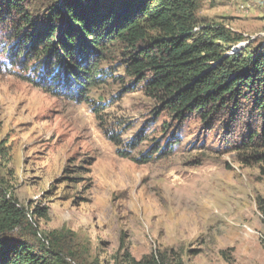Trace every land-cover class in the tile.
<instances>
[{
    "label": "rangeland",
    "instance_id": "374dc122",
    "mask_svg": "<svg viewBox=\"0 0 264 264\" xmlns=\"http://www.w3.org/2000/svg\"><path fill=\"white\" fill-rule=\"evenodd\" d=\"M18 1L15 28L18 14L0 13V188L38 237L63 231L77 254L68 264H264V161L236 150L257 126L252 103L179 119L141 83L130 88L119 44L101 82L81 88L31 60L28 37L56 0ZM198 16L243 36L228 53L264 51V0H198Z\"/></svg>",
    "mask_w": 264,
    "mask_h": 264
},
{
    "label": "trees",
    "instance_id": "16d2710c",
    "mask_svg": "<svg viewBox=\"0 0 264 264\" xmlns=\"http://www.w3.org/2000/svg\"><path fill=\"white\" fill-rule=\"evenodd\" d=\"M51 7L43 16L45 26L28 37L31 60L38 57L45 68L90 89L107 74L100 61L119 44L125 74L134 82L130 88L141 83L147 95L179 119L193 111L207 119L214 109H235L242 99L250 101L257 126L236 150L247 164L264 161V51L244 45L228 53L226 45L243 36L219 22L201 20L198 0H56ZM1 12L18 14L13 27L26 14L18 0L6 1ZM22 41L25 47L30 44ZM18 50L16 55L27 53ZM44 53L55 60L45 62ZM111 138L119 144L114 134ZM128 148L118 150L130 157L136 143ZM38 236L28 210L0 188V264H68V257H77L63 231Z\"/></svg>",
    "mask_w": 264,
    "mask_h": 264
}]
</instances>
